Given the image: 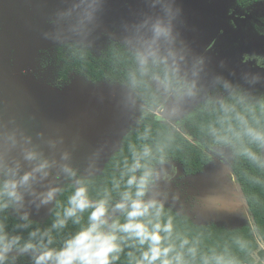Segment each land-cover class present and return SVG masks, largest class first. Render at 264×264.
I'll return each instance as SVG.
<instances>
[{"label": "clouds", "instance_id": "1", "mask_svg": "<svg viewBox=\"0 0 264 264\" xmlns=\"http://www.w3.org/2000/svg\"><path fill=\"white\" fill-rule=\"evenodd\" d=\"M157 5L159 14L146 15L139 23L124 25L126 34L119 42L112 41L110 36L112 44L118 43L131 63L123 82L128 89L127 103L135 106L142 93L148 92L157 113L174 117L177 122L185 114L191 115L188 109L192 105H199L201 110L210 108L218 115L206 129L211 141L208 159H219L224 180H232L228 171L231 156L244 157L264 171V94L255 96L219 75L208 82L205 58L191 55L179 38L175 21L182 9L174 0H152L150 7ZM101 7V0H72L51 21L57 25L52 38L67 49L86 55L92 46L89 36ZM249 59L264 67V57L246 55L243 62ZM244 78L249 84L261 79L259 74H251L249 78L247 73ZM47 143L54 149L57 142ZM18 147L20 159L10 157ZM69 160L67 151L61 153L59 161L49 158L23 131L0 133V264H18L24 256L30 264H114L125 247L139 248V256L127 254L134 264H194L198 242L182 238L177 248L173 217L165 218L174 173L165 146L153 148L145 144L141 151L133 152L132 162H126L124 190L114 202L107 189L99 198H92L90 181L80 177ZM53 168L58 169L57 176L62 174L66 180L73 181L74 191L63 213H56L52 229L64 228L68 220L81 225L59 247H53L51 229L36 228L25 238L18 232H10L5 224L11 210L21 221L15 228L26 229L32 222L29 212L21 209L28 205L39 209L49 203L58 204L57 197L64 189L48 180ZM171 195L173 200L178 199L176 193ZM230 195L226 185H222L189 207L193 211L197 207L203 211L218 210L225 206ZM86 211L87 222L82 224ZM200 260L201 264H238L235 257L225 253L201 255Z\"/></svg>", "mask_w": 264, "mask_h": 264}, {"label": "rangeland", "instance_id": "2", "mask_svg": "<svg viewBox=\"0 0 264 264\" xmlns=\"http://www.w3.org/2000/svg\"><path fill=\"white\" fill-rule=\"evenodd\" d=\"M71 2L0 0V133L23 131L31 136L32 144L57 161L67 151L68 162L78 175L89 178L101 174L124 134L139 126L144 113L157 111L143 103L142 95L135 106H130L126 99L128 89L121 76H107L108 72L102 79L92 80L83 66L87 55L71 51L52 38L57 25L51 21ZM151 2L101 0L87 54L107 59L110 51L119 49L118 43L112 44L110 36L112 41L119 42L126 34L124 25L160 13L158 5L150 7ZM174 3L182 9L175 21L179 38L191 55L205 58L206 80L211 82L219 75L255 96L264 94V67H258L255 59L243 62L246 55L264 57V0H174ZM246 73L249 78L251 74H259L261 79L249 84L244 78ZM200 110L199 105L190 106L191 115L185 114L179 122L174 117L157 114L208 154L209 143L193 138L185 127L188 119ZM49 140L57 142L54 149L49 147ZM10 157L20 159L19 147L12 150ZM231 160L232 156L228 161L230 181L224 180L219 159L209 160L194 174H186L178 162L170 161L174 173L169 188L178 199L173 200L170 193L165 206L189 216L199 225L248 227L259 241L232 173ZM24 167L28 165L25 163ZM57 171L53 168L48 178L54 185L62 187L71 181L62 174L57 176ZM222 185L231 193L223 208L203 211L197 207L193 211L189 207ZM52 206L49 203L37 209L28 205L21 211L27 210L29 219L43 221ZM259 245L264 249L261 241Z\"/></svg>", "mask_w": 264, "mask_h": 264}, {"label": "trees", "instance_id": "3", "mask_svg": "<svg viewBox=\"0 0 264 264\" xmlns=\"http://www.w3.org/2000/svg\"><path fill=\"white\" fill-rule=\"evenodd\" d=\"M86 55L87 60H84L83 66L88 76L94 81L102 79L109 73L110 75L107 76L117 75L125 79L131 66L130 61L120 49L110 51L107 59L93 57L90 54ZM142 101L149 109H154L152 96L148 92L142 93ZM217 115L218 113L213 112L210 108L200 110L188 119L185 127L193 138L203 143H210L206 129L210 123L215 122ZM145 144L153 148L157 145L165 146L169 161L178 162L186 174H194L200 171L209 162L208 154L203 149L162 116L149 111L144 113L138 127L124 134L118 150L108 159L101 174L85 178L90 181V196L94 199L99 198L107 189L111 193L112 201L117 200L119 192L124 190L127 178L126 162L130 164L133 152L141 151ZM231 168L244 203L251 215L259 241L264 245V171L240 156H232ZM72 184L73 182L69 181L62 186L64 191L57 197L58 204L53 203L51 212L45 220L29 219L32 223L26 229L15 228V225L21 221L9 210L5 220L7 229L10 232H18L25 238H27L29 231L36 228L41 231L51 229V235L54 239L53 247H59L63 240L79 230L81 226L74 224L72 220H68L64 228L52 229V224L56 220V213H63L64 207L67 206V199L74 191ZM117 184H119V188L116 187ZM168 215L173 217L174 243L177 248L182 238H187L191 243L198 242V256L194 264H201V255L210 256L213 252L225 253L235 257L238 264H264V249L260 248L258 239L248 227L228 229L215 224L199 225L189 216L179 214L165 206V218ZM87 216L88 212L86 211L83 213L82 224L87 222ZM121 222H123V217H121ZM129 252H132L134 256H139L138 247H125L119 260L115 261L114 264H134V260L127 255ZM18 264H30L28 257H22Z\"/></svg>", "mask_w": 264, "mask_h": 264}, {"label": "water", "instance_id": "4", "mask_svg": "<svg viewBox=\"0 0 264 264\" xmlns=\"http://www.w3.org/2000/svg\"><path fill=\"white\" fill-rule=\"evenodd\" d=\"M83 110H84V112H85L84 115H87V113H86V109L83 108V109H82V112H83ZM234 177H235V176H234ZM39 189H41V186H39ZM41 190H42V189H41Z\"/></svg>", "mask_w": 264, "mask_h": 264}]
</instances>
